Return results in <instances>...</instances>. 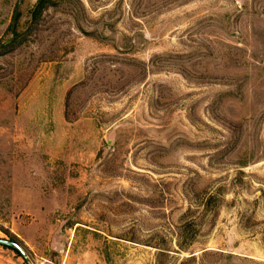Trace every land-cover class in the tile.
<instances>
[{
	"label": "rangeland",
	"instance_id": "obj_1",
	"mask_svg": "<svg viewBox=\"0 0 264 264\" xmlns=\"http://www.w3.org/2000/svg\"><path fill=\"white\" fill-rule=\"evenodd\" d=\"M5 42L1 240L31 264H264V0H0Z\"/></svg>",
	"mask_w": 264,
	"mask_h": 264
},
{
	"label": "water",
	"instance_id": "obj_2",
	"mask_svg": "<svg viewBox=\"0 0 264 264\" xmlns=\"http://www.w3.org/2000/svg\"><path fill=\"white\" fill-rule=\"evenodd\" d=\"M7 43H2L0 45V48L1 47H4L6 46ZM0 246L2 247H6V248H11V249H14L16 250L23 258L24 260L28 263V264H31L30 262V259L28 258V256L26 255V253L24 252V250L18 245L16 244L15 242H11V241H6V240H1L0 239Z\"/></svg>",
	"mask_w": 264,
	"mask_h": 264
}]
</instances>
